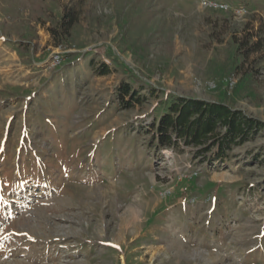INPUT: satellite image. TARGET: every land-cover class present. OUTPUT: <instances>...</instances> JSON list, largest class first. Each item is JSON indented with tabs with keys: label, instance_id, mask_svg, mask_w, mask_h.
Masks as SVG:
<instances>
[{
	"label": "rangeland",
	"instance_id": "374dc122",
	"mask_svg": "<svg viewBox=\"0 0 264 264\" xmlns=\"http://www.w3.org/2000/svg\"><path fill=\"white\" fill-rule=\"evenodd\" d=\"M170 95L264 124V0H0V264H264V127L156 149Z\"/></svg>",
	"mask_w": 264,
	"mask_h": 264
},
{
	"label": "trees",
	"instance_id": "16d2710c",
	"mask_svg": "<svg viewBox=\"0 0 264 264\" xmlns=\"http://www.w3.org/2000/svg\"><path fill=\"white\" fill-rule=\"evenodd\" d=\"M59 18V26L70 24L68 12ZM122 90L124 95L130 92L128 85ZM150 127L156 149L176 152L186 147L193 152V159L222 162L235 147L252 139L264 124L223 102L170 95L159 101Z\"/></svg>",
	"mask_w": 264,
	"mask_h": 264
}]
</instances>
